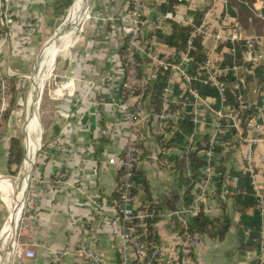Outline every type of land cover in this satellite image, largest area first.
Segmentation results:
<instances>
[{
  "label": "crops",
  "instance_id": "crops-1",
  "mask_svg": "<svg viewBox=\"0 0 264 264\" xmlns=\"http://www.w3.org/2000/svg\"><path fill=\"white\" fill-rule=\"evenodd\" d=\"M129 2L91 0L88 15L83 22L71 34L65 46L61 43L57 47L52 71L46 76L42 74L41 78L39 75L42 84L36 94V113L39 142L43 139V146L31 184V192L37 197L38 212L27 211L19 234L20 238L24 237L26 248L19 247L21 243L16 245L12 264H61V261L63 264H92L89 259L78 254L81 245L96 247L105 264H120V228L113 224L111 211L117 204L120 171L110 160L121 156L129 132L127 123L116 107V104L123 102L121 87L124 73L121 58L126 39L121 25L127 15ZM11 3L15 12L14 21L7 33L0 34V60L6 70H11V82L14 84V100L11 98L9 102L6 125L15 113V104L21 105L18 100L26 84L24 79L30 80L31 76L26 74L32 70L31 73H35L44 47L54 38L57 39L56 26L64 17V0H12ZM165 5H170L168 0H149L144 38L149 39L155 34L158 52L170 59L180 54L175 46H170L166 41L173 35L174 25L192 30L201 24L204 14L214 6L209 21L215 28L225 12L222 0H178L172 10L164 11L162 7ZM226 10L230 19L242 25L245 36L264 33V20L257 16V12L264 13V0H229ZM168 12L174 13L185 23L180 25L165 20L155 28V19ZM31 20L37 23V27L33 32H28L24 25ZM213 45V42H198L197 52L203 56L201 60L206 58ZM221 53L225 61H233V57L224 49ZM140 59L143 60L140 75H143L149 71L150 62L143 56ZM260 75L259 83L251 82L245 72L240 75L250 82L245 91L251 100L256 101V91L262 86L261 71ZM177 79L175 77L176 83L172 86L174 99L180 93ZM64 80H71L67 88L62 87L61 82ZM101 100H105L106 105L96 107L93 104ZM144 106L147 112L156 110L151 93ZM4 131L0 136V178L6 183L5 177L19 169L17 165H9L10 142L12 138L18 137L13 134L11 127ZM142 132L139 143L142 152L139 178L145 183V187L142 186L143 198L156 203L160 215L156 222L158 240L167 246L177 245L182 241V219L174 214L188 205L186 195L188 191L191 195L196 191V182L193 184L189 181V176L182 171L176 158H169V163H164L154 126L146 123ZM27 133L28 127L24 125L25 136ZM57 146L66 149V161L57 153ZM246 150L242 144H235L227 157V164L221 167L226 172L225 176L217 179V187L221 191L226 185L231 189L230 178L237 173L239 184L233 187L236 194L207 205L206 216L210 220L220 221L228 230L223 235H203L202 244L193 251L192 264H260V250L243 249L242 246L249 240L250 229L246 231L242 223L246 205L237 199L240 194L249 196L245 188L240 186L243 182L241 178H245L252 187L243 161ZM263 160L264 144H260L255 148L253 161L256 181L264 190ZM62 167L70 185L60 190L42 188L39 181L52 178ZM251 197L255 201L253 194ZM93 200L107 209L105 227L100 231L101 238L97 242L93 239L98 224L94 216ZM6 203L1 191L0 257L5 258L0 264L7 258V253L5 255L3 251L1 254L11 217V209ZM255 210L256 201L253 207H247L245 213L252 216ZM25 249L33 251L35 257L27 258ZM64 250L69 254L61 260L59 252Z\"/></svg>",
  "mask_w": 264,
  "mask_h": 264
},
{
  "label": "built area",
  "instance_id": "built-area-1",
  "mask_svg": "<svg viewBox=\"0 0 264 264\" xmlns=\"http://www.w3.org/2000/svg\"><path fill=\"white\" fill-rule=\"evenodd\" d=\"M222 1L225 6L222 21L215 28L210 25L209 18L215 9L212 6L204 14L201 24L190 30L180 62L158 52L155 34L149 39L144 38L149 0H130L127 15L122 20L121 30L126 39L121 58L124 73L121 87L123 102L116 104V107L127 123L129 132L121 156L110 160L120 171L117 204L111 210L113 224L120 228V264H192L193 251L202 244L203 235L192 228L191 220L206 214L210 202L236 194L233 187L239 184L238 176L230 178L231 189L226 185L222 191L217 187V179L225 176L221 167L227 164V157L237 143L247 148L243 153V161L250 176L252 190L254 188L253 197L260 217V232L256 241L259 243L260 264H264V190L256 181L253 161L255 148L264 144V33L245 36L242 25L229 18L226 10L229 0ZM11 2L12 0H0L2 33H7L15 18ZM257 16L264 20L262 11L257 12ZM165 20L175 21L180 25L185 23L174 13L168 12L155 19L154 27L157 28ZM24 27L28 32H33L37 23L31 20ZM199 41L214 44L201 61H197ZM223 49L233 57L232 62L225 61V56L221 53ZM140 56L150 62L149 71L143 75L139 71ZM260 71L263 81L260 90L256 91L255 101L245 91L250 82L240 75L245 72L251 82L259 83ZM166 72L169 74L168 86L164 90L161 107L147 112L144 105L150 88ZM11 77V70H6L0 60V136L4 131L12 96ZM175 77L180 85V93L176 95V99L172 97ZM69 82L71 80L61 82L62 87L67 88ZM199 85L213 89L215 95L204 96ZM93 104L98 107L106 105V102L101 100ZM187 121L193 126L190 134L185 133L183 128ZM146 123L154 126L165 164L169 163V158H176L182 171L190 178L195 158L204 163L200 168L191 202L174 214L182 219V241L177 245L167 246L158 240L156 218L159 214L156 203L143 198V188L135 180L142 156L139 143ZM56 151L64 161L67 160L65 148L57 146ZM262 162L264 164V160ZM63 167L52 178L39 181L41 187L46 190L67 188L70 184ZM31 184L22 221L28 210L38 212L37 197L31 192ZM92 204L94 216L98 220L93 233V239L97 242L101 238L100 231L105 227L107 209L95 200ZM25 245L21 244L19 247L24 249ZM24 253L27 258L35 257L33 251L25 249ZM68 254L64 250L59 252V257L64 260ZM78 254L89 259L92 264H105L100 252L91 245H81Z\"/></svg>",
  "mask_w": 264,
  "mask_h": 264
},
{
  "label": "trees",
  "instance_id": "trees-1",
  "mask_svg": "<svg viewBox=\"0 0 264 264\" xmlns=\"http://www.w3.org/2000/svg\"><path fill=\"white\" fill-rule=\"evenodd\" d=\"M170 5H165L162 7V10H172V6L174 3H178V0H168ZM72 0H64V4L62 6V13L65 15V10H67L71 6ZM64 11V12H63ZM190 29L187 27H182L178 25H174V33L171 37H169L166 41L170 46H175L177 48V51L180 54H177L176 57H174L172 60L175 62H180L182 60V51L184 49L186 40L189 36ZM2 33L0 29V34ZM199 48V46H198ZM125 51V48H124ZM123 51V53H124ZM203 56L197 52V61H201ZM140 62V67L139 71L142 69V63L143 60L139 58ZM168 76L169 74L166 72L164 74H161L157 80L152 84L150 88V93H151V100L152 104L155 106L156 110H159L161 107V102L165 96V88L168 86ZM202 94L204 96L207 95H215V91L209 87L199 85L198 87ZM10 114V112H9ZM8 114V115H9ZM8 118V116H7ZM184 132L190 134L193 131V126L190 124V122L187 121L185 125H183ZM230 137V136H229ZM204 147V146H202ZM10 151H11V156H10V161L9 165H17L20 166L23 160V148L21 146V142L18 138H12L10 142ZM198 159L195 158L194 166H193V175L190 177V182L195 183L197 181V178L199 176V170L203 166V162L201 160L197 161ZM222 170V169H221ZM222 172L225 175V171L222 170ZM234 176L239 175L237 173L234 174ZM240 178V177H239ZM248 179V178H247ZM136 183L139 186L145 187L144 181H142L139 178V167L136 170V177H135ZM243 182H241V188H245L246 190V195H251L253 194L252 187L249 186L248 181H246L245 178H241ZM249 180V179H248ZM248 196V197H249ZM244 197L241 194L237 196L238 201H241L242 204L246 205L245 209L243 210V215H242V223L244 224V229L248 231L250 229V234H249V240L246 244H243V249H255L259 251V243L256 241L258 238V229L260 225V217L258 212L255 210L254 214L252 216H249L245 213V210L247 209L248 206L253 207L255 204L254 199L251 197ZM192 195L190 194V191H188V194L186 195V202L189 204L191 202ZM158 211V209H157ZM159 215L157 216V220L159 219ZM192 228L195 230L199 231L202 235H209V236H217L218 233L219 235H223L224 233L227 232L228 227H224V224L219 221H214L210 220L206 214H201L196 218H193L190 222Z\"/></svg>",
  "mask_w": 264,
  "mask_h": 264
},
{
  "label": "bare ground",
  "instance_id": "bare-ground-1",
  "mask_svg": "<svg viewBox=\"0 0 264 264\" xmlns=\"http://www.w3.org/2000/svg\"><path fill=\"white\" fill-rule=\"evenodd\" d=\"M91 0H78L75 6V11L69 17V22L66 28L60 31V34L57 36V39L54 41L55 43H48L43 53L41 54V58L39 59L38 67L35 73L30 77L33 85L27 95V112H26V123L25 127H28V133L25 136V148H26V157H25V178L24 180H20L18 184V188L16 189V194L14 198H11L9 185H7L0 178V192L2 191L5 194L3 195L10 205L11 209V217H10V225L7 232L6 237L8 236L9 246L7 252V258L1 264H12L13 255L16 251L13 244L15 242L16 237V227L20 221L22 209L24 206V202L26 200V195L29 189L31 175L33 172V168L36 163L37 152L41 146L39 142V128L37 125V102H36V94L39 92V86L42 84L40 79L43 76L49 74L53 69V64L55 57L57 55V44L58 42L65 44L67 43L71 34L77 29V27L82 23L85 17L88 15V10L90 6ZM41 74L40 78L39 75ZM25 112V111H24ZM5 258V257H4Z\"/></svg>",
  "mask_w": 264,
  "mask_h": 264
},
{
  "label": "rangeland",
  "instance_id": "rangeland-1",
  "mask_svg": "<svg viewBox=\"0 0 264 264\" xmlns=\"http://www.w3.org/2000/svg\"><path fill=\"white\" fill-rule=\"evenodd\" d=\"M77 1L78 0H72V2H71V4L73 3V7L70 9V8H68V10H67V12L65 13V15H64V17L62 18V20L60 21V23L56 26V33H58L57 34V36L60 34V31L62 30V29H64V28H66V26H67V24H68V22H69V17H71V15L74 13V11H75V6H76V3H77ZM75 3V4H74ZM70 12V13H69ZM83 22V21H82ZM56 40V38H54V40H52V41H50L49 43H55L54 41ZM46 47H44V49H45ZM44 49H43V51H44ZM43 51H42V53H43ZM40 54V53H39ZM33 71V70H32ZM31 71V72H32ZM27 73L26 75H31L32 76V74L33 73ZM30 76V77H31ZM30 77H29V79H30ZM25 81H26V84H25V86L21 89V95H20V100H18V101H21V105L19 106V104H15V107H14V111H15V113L12 115V117L10 118V120H9V122L7 123V125H6V121H7V118H6V121H5V125L6 126H4L6 129L8 128V127H11L12 128V130L14 131V135H16L19 139H20V141H21V146H22V148H23V160H22V163H21V165L19 166V169L17 170V172H14V173H11V174H9V176H7V177H5V178H7L6 180H7V182H6V184L7 185H9V189H10V194L8 193V195L11 197V198H14L15 197V194H16V189L18 188L17 186H18V184H19V182H20V180H24V178H25V161H24V159H25V155H26V149H25V134H24V125H25V123H26V112H27V99H26V97H27V94L29 93V91H30V89L32 88V85H33V83L30 81V80H26V79H24ZM11 84H13L12 82H11ZM13 86H14V84L12 85V95H13ZM11 98H12V96H11ZM11 98H10V100H11ZM14 99L12 98V101H13ZM11 105H12V102H11ZM8 111H9V109H8ZM25 111V112H24ZM8 113V112H7ZM9 119V118H8ZM5 128H4V130H5ZM4 132L5 131H3V134H4ZM2 134V135H3ZM43 144V139H42V142H41V148H40V150L38 151V154H37V157H36V163H35V166H34V169H33V172H32V178L34 177V172H35V168H36V166H37V162H38V158H39V153H40V151H41V149H42V145ZM23 163H24V165H23ZM3 177V176H2ZM32 182V181H31ZM17 187V188H16ZM2 194L4 195L5 194V192L3 193L2 192ZM2 196V195H1ZM3 198V197H2ZM4 199H5V197H4ZM6 200V199H5ZM6 202H7V200H6ZM6 204H8V202L6 203ZM9 205V204H8ZM9 208H10V205H9ZM23 212V211H22ZM22 217H23V214H22ZM11 220H12V217H11ZM11 226V225H10ZM4 241H5V243H4ZM3 241V244H2V248L4 249L3 251L5 252V255H6V253L8 252V246H9V241H8V236L6 237V240H4ZM8 241V242H7ZM26 241H25V239H24V237H19L18 236V239H17V244L18 243H21V244H23V243H25ZM18 247V246H17ZM14 257V256H13ZM4 259V256L3 257H0V262L2 261ZM14 260V259H13Z\"/></svg>",
  "mask_w": 264,
  "mask_h": 264
},
{
  "label": "water",
  "instance_id": "water-1",
  "mask_svg": "<svg viewBox=\"0 0 264 264\" xmlns=\"http://www.w3.org/2000/svg\"><path fill=\"white\" fill-rule=\"evenodd\" d=\"M73 7V3L71 4V6H70V9ZM70 13V12H69ZM58 34V33H57ZM57 34H56V36L55 37H57ZM61 44V42H59V44H57L58 46L57 47H59V45ZM37 154H38V152H37ZM34 169V168H33ZM31 181H32V175H31V180H30V184H31ZM29 189H30V185H29ZM29 189H28V192H29ZM28 192H27V195H28ZM27 198V197H26ZM24 206H25V204H24ZM24 206H23V209H22V211L24 210ZM22 214H23V212L21 213V217H20V221H19V223H18V225H17V229H16V237H15V242H14V244H13V246H14V248H16V245H17V239H18V236H19V234H20V230H21V224H22ZM3 248H2V250H1V254H2V252H3Z\"/></svg>",
  "mask_w": 264,
  "mask_h": 264
}]
</instances>
